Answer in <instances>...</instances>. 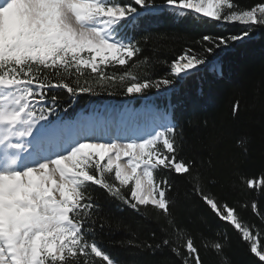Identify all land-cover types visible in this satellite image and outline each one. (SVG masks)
Here are the masks:
<instances>
[{
  "label": "snow or ice",
  "instance_id": "obj_1",
  "mask_svg": "<svg viewBox=\"0 0 264 264\" xmlns=\"http://www.w3.org/2000/svg\"><path fill=\"white\" fill-rule=\"evenodd\" d=\"M168 9L245 28L203 35L199 51L154 59L145 53L148 36L130 33ZM255 28H264V0L247 7L238 0H0V264H120L99 240L127 231L111 207L151 217L158 227L148 239L114 241L117 247L153 255L166 249L171 264H204L202 250L222 256L226 233L197 235L177 218L176 177L187 197L229 225L264 264V240L240 214L250 207L264 221L257 201L229 203L212 191L220 141L206 147V156L186 157L173 106L150 101ZM156 64L166 71L157 75ZM101 94L144 105L71 115L80 97ZM240 107L238 99L232 103L233 116ZM234 148L246 153V137ZM237 183L264 196V172L239 174Z\"/></svg>",
  "mask_w": 264,
  "mask_h": 264
},
{
  "label": "trees",
  "instance_id": "obj_2",
  "mask_svg": "<svg viewBox=\"0 0 264 264\" xmlns=\"http://www.w3.org/2000/svg\"><path fill=\"white\" fill-rule=\"evenodd\" d=\"M247 7L259 0H238ZM245 26L239 23H222L202 18L199 15H174L171 10L148 15L139 27L130 34L141 38L148 36L145 53L154 59L171 60L185 48L200 50L195 43L203 35L222 36L238 34ZM166 68L156 64V74L160 75ZM240 101L238 116L232 114V103ZM159 107L173 106L178 131L182 132L184 141L183 155L186 157L206 156V147L219 140L216 147L217 168L214 170L217 183L212 191L229 203L257 201L264 212V196L259 192L242 189L237 183V176L259 177L264 172V28H255L252 34L237 41L227 48H220L208 58V63L200 71L180 82L174 91L150 98ZM130 104L139 109L144 101L120 95L101 94L99 96L80 97L72 110L73 117L80 113L89 114L94 107L109 105L119 108ZM246 137V153L234 148L235 141ZM178 199L177 218L187 224L197 235H212L214 232L226 233L228 243L224 254L218 256L212 252L201 251L204 264H258V258L251 254L246 243L242 242L233 229L211 216L202 203L185 195L187 185L180 177L175 178ZM110 210L127 226L126 232L101 234V246L120 264H171L174 257L166 249L157 253H138L136 249L117 247L113 242L135 236L141 240L148 239L152 231L158 232L154 219L141 218L131 209ZM243 219L255 226L264 240V221L255 215L250 207L241 208ZM207 216V222L201 218ZM199 243V240H197Z\"/></svg>",
  "mask_w": 264,
  "mask_h": 264
}]
</instances>
